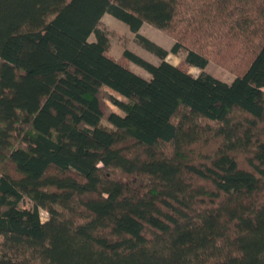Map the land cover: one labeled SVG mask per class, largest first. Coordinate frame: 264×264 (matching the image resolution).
Masks as SVG:
<instances>
[{"label":"trees","instance_id":"1","mask_svg":"<svg viewBox=\"0 0 264 264\" xmlns=\"http://www.w3.org/2000/svg\"><path fill=\"white\" fill-rule=\"evenodd\" d=\"M0 264H264V0H0Z\"/></svg>","mask_w":264,"mask_h":264},{"label":"rangeland","instance_id":"2","mask_svg":"<svg viewBox=\"0 0 264 264\" xmlns=\"http://www.w3.org/2000/svg\"><path fill=\"white\" fill-rule=\"evenodd\" d=\"M99 27L108 38L107 53L111 57L120 60L124 51L130 50L155 65H159L162 62L160 58L147 51L140 45L137 39V34L133 33L122 21L110 15H105ZM139 34L163 47L169 52L176 43V40L171 35H169L167 31L158 29L149 24H144L140 29ZM90 40L96 41L95 35H92ZM186 56L187 52L185 50H181L178 54L170 53L166 60L174 65H179L185 60ZM129 65L135 73L143 76L146 79L151 78V75L141 67L135 65L134 63H129ZM190 71L195 75L200 73V71L196 68H190ZM205 71L227 83H231L235 79V73L232 70L219 65L214 61H210ZM108 105L112 108V110L120 113V111L114 105H112V103L108 102ZM41 217L43 221H46L48 214L45 211H42Z\"/></svg>","mask_w":264,"mask_h":264}]
</instances>
